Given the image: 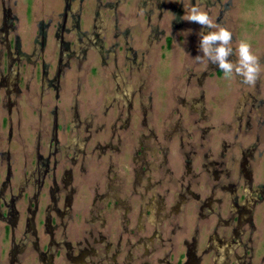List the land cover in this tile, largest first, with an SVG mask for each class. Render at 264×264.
<instances>
[{"label": "flooded vegetation", "instance_id": "af4514ba", "mask_svg": "<svg viewBox=\"0 0 264 264\" xmlns=\"http://www.w3.org/2000/svg\"><path fill=\"white\" fill-rule=\"evenodd\" d=\"M26 3L0 0V264H264V51L226 79L182 19L227 29L226 1Z\"/></svg>", "mask_w": 264, "mask_h": 264}, {"label": "clouds", "instance_id": "9594fccd", "mask_svg": "<svg viewBox=\"0 0 264 264\" xmlns=\"http://www.w3.org/2000/svg\"><path fill=\"white\" fill-rule=\"evenodd\" d=\"M184 21L199 24L202 29H208L205 34L201 32L199 39V51L197 61H204L217 65L226 79L239 77L245 85H254L259 78L261 65L258 57L252 53L251 45L246 41H240L236 49L238 59L229 61L228 57L233 55L232 33L225 27L215 23L206 11L199 7L191 6ZM212 29H215L213 31Z\"/></svg>", "mask_w": 264, "mask_h": 264}, {"label": "rangeland", "instance_id": "374dc122", "mask_svg": "<svg viewBox=\"0 0 264 264\" xmlns=\"http://www.w3.org/2000/svg\"><path fill=\"white\" fill-rule=\"evenodd\" d=\"M41 0H37L40 4ZM227 5L226 27L232 37L246 41L264 51V0H225ZM26 0H18L19 14L24 19Z\"/></svg>", "mask_w": 264, "mask_h": 264}]
</instances>
